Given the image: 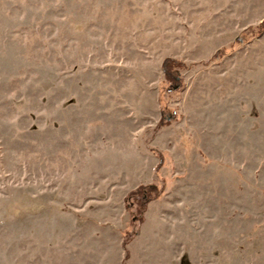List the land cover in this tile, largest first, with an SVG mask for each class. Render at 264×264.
<instances>
[{
    "label": "rangeland",
    "instance_id": "1",
    "mask_svg": "<svg viewBox=\"0 0 264 264\" xmlns=\"http://www.w3.org/2000/svg\"><path fill=\"white\" fill-rule=\"evenodd\" d=\"M0 264H264V0H0Z\"/></svg>",
    "mask_w": 264,
    "mask_h": 264
}]
</instances>
